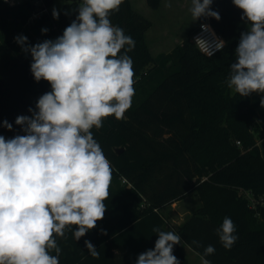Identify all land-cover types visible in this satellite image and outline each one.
I'll return each mask as SVG.
<instances>
[{
  "label": "trees",
  "instance_id": "16d2710c",
  "mask_svg": "<svg viewBox=\"0 0 264 264\" xmlns=\"http://www.w3.org/2000/svg\"><path fill=\"white\" fill-rule=\"evenodd\" d=\"M44 1L50 7L54 0ZM161 1L147 3L157 9ZM82 2L66 3L58 19L50 10L28 23L36 10L31 1L10 6L0 0V38L6 52L0 57V135L6 139L24 135L15 121L24 112L32 115L30 108L36 110L31 96L51 91L47 81L34 79L32 57L19 53L15 37L24 28L27 35L41 36L31 45L54 41L76 19ZM211 9L220 20L202 16L200 22L209 19L227 42L212 56L199 50L194 32L171 52L155 56L146 40L152 20L131 0H122L119 10L110 14L112 25L135 41L127 53L133 61L135 94L123 119L109 116L101 128L90 130L112 170L106 212L78 241L75 225L66 227L64 237L55 236L59 264H136L140 254L155 247L154 227L181 237L173 247L180 264H191L184 244L200 256L205 247L214 246L215 253L205 257L211 264H264V155L258 139L264 132V96L242 97L226 83L241 33L250 25L233 0H213ZM144 80L150 81L140 86ZM191 191L202 204L170 228L165 210ZM225 217L234 222L238 236L230 250L216 232ZM85 240L99 251L98 259L88 253ZM51 254L56 255L55 250Z\"/></svg>",
  "mask_w": 264,
  "mask_h": 264
},
{
  "label": "clouds",
  "instance_id": "9594fccd",
  "mask_svg": "<svg viewBox=\"0 0 264 264\" xmlns=\"http://www.w3.org/2000/svg\"><path fill=\"white\" fill-rule=\"evenodd\" d=\"M121 3L83 0L76 19L54 41L31 45L26 36L15 37L32 57L34 79L47 81L51 91L39 97L35 111L29 109L31 116L16 118L24 135L10 139L0 135V264H59L61 249L55 236L64 237L66 227L75 225L78 241L104 218L112 170L90 130L101 128L109 116L123 119L135 94L133 61L127 55L135 41L109 19ZM212 3L191 0L193 20L204 16L219 21ZM233 4L250 27L241 33L226 83L242 97L264 94V0H233ZM52 14L59 18L57 9ZM201 28L209 31L208 25ZM196 44L210 51L208 42L199 37ZM223 47L217 39L215 50ZM3 126L12 129L7 121ZM153 232L158 234L154 249L140 254L136 264H180L173 247L181 237L158 227ZM216 232L228 250L238 239L229 217ZM192 243L200 247L198 241ZM85 246L99 258L90 241L85 240ZM214 253V246L205 247L201 264H211L205 257Z\"/></svg>",
  "mask_w": 264,
  "mask_h": 264
},
{
  "label": "rangeland",
  "instance_id": "374dc122",
  "mask_svg": "<svg viewBox=\"0 0 264 264\" xmlns=\"http://www.w3.org/2000/svg\"><path fill=\"white\" fill-rule=\"evenodd\" d=\"M71 1L72 0H54L49 9L52 11L55 8L59 12L66 3ZM166 4H168V0H162V5L159 9H154L147 5L148 13L153 24L146 35V40L153 55L155 56L171 52L177 45L182 43L186 36H188L191 32H195L200 23V18L198 20H193L192 14L190 12V8L192 6L191 0H187L186 9H180L178 7H176V9L172 7L169 8L166 7ZM14 28H16L15 25H10V29ZM21 35L28 38V43H34L41 40V36L39 35H33V33L32 35H27L24 31V28H22V31L19 33V36ZM19 53H24L21 47L19 49ZM5 55L6 52H4V44L0 38V57ZM162 70L164 71V66ZM154 74L156 76L158 75L157 72ZM149 81L150 80L142 81L140 86H146ZM40 96L41 95L31 96L35 105ZM22 115L31 116L25 112L22 113ZM22 133H24L23 129ZM258 139L262 154L264 155V132L261 131L258 134ZM201 204V199L196 191H191L176 207L167 208L165 213L170 228L175 229L179 223L184 221V218H186L187 215H180V213L184 212L185 208L189 210L191 209L193 212ZM184 251L191 264H201V256L186 244H184Z\"/></svg>",
  "mask_w": 264,
  "mask_h": 264
},
{
  "label": "built area",
  "instance_id": "2783aa9c",
  "mask_svg": "<svg viewBox=\"0 0 264 264\" xmlns=\"http://www.w3.org/2000/svg\"><path fill=\"white\" fill-rule=\"evenodd\" d=\"M3 1L5 2V0H3ZM24 1H26V0H7L6 4H8L10 6H15V5L21 4ZM28 1H31L34 4V6L36 7V10L33 11L32 15L30 16V18L28 20V23H32L37 18H40L44 13L50 12L49 7L46 6V3L44 0H28ZM201 25H208L209 31L202 30ZM197 37L208 42V44L211 46L210 47L211 52L208 50L200 48L199 44H196ZM192 39H193L194 43L196 44V46L199 48V50L208 56L215 55L216 53H218L219 51L224 49L226 44H227L224 36L216 30V28L214 27V25L211 23V21L209 19L203 20L199 23L198 28L193 33ZM217 39L224 42V47L220 50H215V42L217 41ZM238 143H240V142H238ZM123 181L126 182L127 180L124 178ZM254 204H255V202H253V206H254Z\"/></svg>",
  "mask_w": 264,
  "mask_h": 264
},
{
  "label": "crops",
  "instance_id": "0c3cea01",
  "mask_svg": "<svg viewBox=\"0 0 264 264\" xmlns=\"http://www.w3.org/2000/svg\"><path fill=\"white\" fill-rule=\"evenodd\" d=\"M131 2H132V5H133V7L135 9H137L138 11H140L141 13H143L145 16H147L150 19V16H149V13H148V8H147V5H148L147 0H131ZM168 3H171V5H172L171 7L174 8V9H176V7L180 8V9H186L187 8V0H168ZM161 5H162V1H161ZM161 5L159 6V8L161 7ZM159 8H157V9H159ZM148 31L146 32V35H147ZM259 95L264 96L263 94H259ZM183 199L173 203L170 207H176L180 202H182ZM191 213H192L191 209L189 210V209L185 208V211L181 212L180 215H184L185 214V215L188 216ZM184 220H185V218H184Z\"/></svg>",
  "mask_w": 264,
  "mask_h": 264
},
{
  "label": "water",
  "instance_id": "95a60500",
  "mask_svg": "<svg viewBox=\"0 0 264 264\" xmlns=\"http://www.w3.org/2000/svg\"><path fill=\"white\" fill-rule=\"evenodd\" d=\"M22 129H23V126H22ZM23 135V134H22ZM123 150V148L120 149V151Z\"/></svg>",
  "mask_w": 264,
  "mask_h": 264
}]
</instances>
